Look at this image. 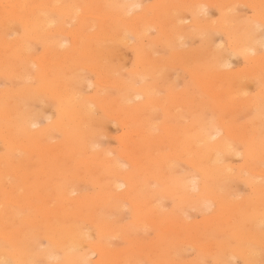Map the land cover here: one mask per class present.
<instances>
[{
  "label": "bare ground",
  "instance_id": "bare-ground-1",
  "mask_svg": "<svg viewBox=\"0 0 264 264\" xmlns=\"http://www.w3.org/2000/svg\"><path fill=\"white\" fill-rule=\"evenodd\" d=\"M143 3L141 0H0V80L13 85L0 87V142L4 146V152L0 154V264H143L142 261L148 264H186L180 258L184 254L181 248L176 245L173 249L175 237L192 235L193 238L185 244L192 250L199 244L197 240L201 242L197 239L200 238L198 233L212 231L214 224L209 226L207 221L204 222L208 225V232L206 229L202 231L200 222L198 228L193 221L181 218L178 210L187 207L186 211L195 212V208L200 207V211L203 207L209 210L215 204L222 210L218 223L224 225V232L228 233L221 231L224 234H220L221 240L230 235L236 245L215 243L204 231L202 234L208 238L203 239L201 234L202 240L210 243L199 247L202 252L214 243L209 249L213 247L221 253L224 262L219 260V264H231L233 258L249 261L250 252H253L250 243L264 240V232L258 230L264 224V184L257 182L259 172L254 178L257 183L252 177L240 176L254 172L259 165L264 166V130L261 128L264 122V53L257 54L264 47V38L260 41L264 27V0H155L150 5ZM236 4L247 6L254 14L250 18L237 15ZM205 6L217 10V21L204 18ZM185 12L191 17L190 25L183 24ZM201 13L203 16L199 18ZM151 29L156 32L153 38L149 34ZM215 34L224 37L231 56L224 52L220 42L219 45L216 43L215 49L205 51L204 58L198 60L197 56L191 63L188 59L196 58L195 55L200 53L184 50L179 56L170 57L171 62L163 56L151 57L157 52L156 46L182 49L183 44L192 38L199 39L204 49H208ZM121 47L129 48L135 54L128 78H124L127 74L121 72V65L122 68L113 65L120 55L116 49ZM233 55L242 56L250 66L244 71L239 68L235 72L223 71L222 68L225 70L230 65L228 62ZM177 60L184 67L188 65L186 68L199 87L201 99L187 91L175 92L173 86L168 88L159 83L166 78L165 69L171 64L172 67ZM120 73L123 77L119 76ZM245 73L250 83L253 79L261 83L254 96L245 94L244 83L249 84L247 78H241H245ZM87 74L93 75L94 80L90 81ZM240 81L244 82L241 84L245 90L240 88ZM85 85L88 89L93 88L92 94L83 92ZM111 88L119 91L120 96L114 98L113 93L111 97L113 91L108 90ZM161 90H166V96L159 97V92L163 93ZM203 95L212 102L203 100ZM44 98L48 102H44ZM136 99L139 100L137 103L134 102ZM33 103H43L42 106L50 103L56 112L51 122H47L50 118L45 119L46 126L35 130L32 128L43 115L32 110L34 107L31 109ZM188 103L191 104V109L187 110H190L189 122H184L187 117L175 110L179 107L186 109ZM95 110L109 119L114 117L115 123L125 129L119 137L122 151H115V154L108 151L114 157L104 150L95 151L97 146L92 144L101 133L99 130V135H95L94 125L104 126L102 121L103 125L99 122V116H96L98 120L95 118ZM158 110H162L169 121L162 125H158V120L154 122L159 119V112L155 115L157 118L152 114ZM243 110L252 115L249 114L246 123H237ZM210 111H215L217 117ZM112 124H109L111 128ZM158 130L165 134L157 133ZM56 134L62 139H56L54 143ZM161 137L165 143L163 148L167 149L163 150L165 152H161ZM239 146L244 150L242 165L238 169L241 174L237 175L259 194L252 203H246L250 201L246 199L244 203H230L232 200L228 199L232 198L228 196L233 190L229 189L227 199L223 194L226 188L217 185L229 184L228 180L237 176L233 174L235 167L226 164L224 159L238 156ZM23 153H28L31 158L24 161ZM179 161L191 167L198 174L199 181L184 173L183 166V171L179 174L175 171V174V163L180 165ZM125 165L131 169L128 167V171H124ZM178 167L181 169V165ZM82 168L88 177L79 178ZM263 176L258 179L263 180ZM80 179L84 183H79ZM85 181L97 186L99 194L72 197L76 191H83L82 186L85 191ZM150 183L155 184L154 189ZM75 185H81V189H76ZM156 185L161 188L156 189ZM159 195L165 200L166 197L176 200L178 213L162 212L160 204L155 206L154 203L163 200ZM235 198L233 201H237ZM126 202L131 208L129 225L116 224L123 219L118 222L109 220L108 214L117 210V215L120 206ZM187 213H184L185 217ZM232 213L236 218L233 223L234 217L227 218ZM84 221L96 230L97 240L91 239L89 232L92 228L89 227V232L84 231L85 226H81ZM249 221L257 224L251 226ZM247 222L250 228H255L250 230L254 231L251 236L245 229ZM138 227H144L146 232L140 228L135 230ZM152 227L157 229V240L142 241L146 238L143 232L147 234L148 228ZM137 231L145 238H136L141 235ZM124 235L133 237L131 248L121 249L120 245L112 244L111 238H118V241ZM39 238L46 241L45 247L43 242L38 243ZM127 239L126 242H130V238ZM107 241H111L112 248ZM4 243L12 247V252H7ZM113 245L120 249H113ZM177 249H180V255ZM216 251L214 255L208 253V258H215ZM251 256L253 261L250 263L258 258V254L257 258L254 254ZM260 256L263 258L259 255V260ZM197 258L198 261L201 259ZM228 258L231 263H227Z\"/></svg>",
  "mask_w": 264,
  "mask_h": 264
},
{
  "label": "rangeland",
  "instance_id": "rangeland-1",
  "mask_svg": "<svg viewBox=\"0 0 264 264\" xmlns=\"http://www.w3.org/2000/svg\"><path fill=\"white\" fill-rule=\"evenodd\" d=\"M142 1V3L143 2H145V3H143V4H152L155 0H141ZM202 7V6H201ZM204 7V6H203ZM235 12H237V15H239V16H244L245 18L247 17V18H250L253 14H254V12H253V10L252 9H250V8H247V6H244V5H242V4H236V6H235ZM240 10V11H239ZM135 13V11L134 12H130L129 13V16H132V14H134ZM253 13V14H252ZM202 14V13H201ZM199 15V18L201 17V16H203V14H205V17L204 18H207V19H210L211 21L213 20V21H217V19L219 18V14H218V12H217V10L215 9V8H213V7H208L207 6V8H206V6H205V8H204V11H203V14L202 15ZM182 17H183V24L184 25H190V23H191V17H190V15H188V13L187 12H185V13H183V15H182ZM217 17V18H216ZM202 18V17H201ZM263 30H264V27H263V29H262V36L260 37V41H261V39L262 38H264V32H263ZM149 34H150V37L151 38H153L155 35H156V32H155V30L154 29H151V31H149ZM214 35V34H213ZM216 36H215V38H212V40H211V44H210V48H208V49H204V44L199 40V39H197V38H192L191 40H188V41H186V43H184L183 44V46L184 47H182V49H172V48H166V47H162L161 45H159V46H156L155 48H156V50L155 51H157V52H154V54H152L151 55V57L153 58V59H157V57L158 56H163V58H165V59H167L168 61H170L171 62V60H172V58L170 59V57H172L173 55H177V56H179L180 54H182L181 52L182 51H186V52H189V53H193V54H195V52L196 53H200L201 54V57H200V54H196L195 56H196V58H193V59H188V62L189 63H191L190 61H193L194 59H197V56L199 57V59L198 60H200V58H204L205 57V53L206 52H208V50H212V48L213 49H215L216 48V45L218 44H220V42H221V44H222V46H221V48L224 50V52L225 53H227V54H230V55H228V56H231V53H229L228 52V50H227V43H226V41H225V39H224V37L222 36V35H220V34H215ZM220 36V37H219ZM214 37V36H213ZM218 38H219V40H218ZM215 39V40H214ZM180 40V39H179ZM182 40V39H181ZM183 41H185V40H183ZM183 41H181V42H183ZM215 41V42H214ZM145 42V41H144ZM217 43V44H216ZM144 44H146V43H144ZM262 44H264V39L262 40ZM187 45V46H186ZM214 45V46H213ZM218 47V46H217ZM261 48V47H260ZM172 49V50H171ZM201 50V52H200V50ZM119 50L121 51V52H119ZM189 50V51H188ZM160 51V52H159ZM171 51H173L172 53H171ZM191 51V52H190ZM193 51V52H192ZM206 51V52H205ZM116 52L119 54L120 53V55L117 57V58H115V60H114V62H113V65H114V63H115V65H114V67L115 68H122L123 67V71H121V72H124V73H126L127 74V76L124 74V78H128V73L132 70V66H133V64H134V62H135V54H134V52L131 50V49H129V48H125V47H121V48H119V49H116ZM37 53H38V51H37ZM37 53H35V54H37ZM159 53V54H158ZM179 53V54H178ZM204 53V54H203ZM262 53H264V47H262L261 48V51H259L257 54L258 55H261ZM123 56H124V58H123ZM203 56V57H202ZM237 56V55H236ZM236 56H232V57H230V59H229V62H228V64H230L229 66H226V68H225V70H224V68H222L223 69V71H228V72H230V71H232L233 70V72H235L234 70L236 69V71H239V70H241V69H243V70H241V71H244L247 67H249L250 66V63L249 62H247V60H245V58H243L242 56H238V57H236ZM156 57V58H155ZM159 58V57H158ZM187 61V60H186ZM197 61V60H196ZM116 63H117V65H116ZM175 63V64H174ZM173 63V66L171 67V65H169L166 69H168V70H166L165 69V73H166V75H165V73H164V75H165V77L167 78V80H166V78L164 79V77L159 81V83L160 84H165L164 86L165 87H168L169 88V86L170 87H174L173 89H174V91L176 92H181V93H184L185 91H187L189 94L191 93L192 95H195V96H197V98H200L201 99V97H200V90H199V87L197 86V84H195V82L192 80V78H191V75H190V72L188 71V69L186 68V66H188V65H186L185 67L183 66V65H181V64H179V62H178V60L177 61H175ZM192 63H194V62H192ZM122 67H121V66ZM246 65V66H245ZM175 66V67H174ZM246 67V68H245ZM125 68V69H124ZM238 68H239V70H238ZM179 70V71H176V70ZM125 70V71H124ZM177 72V73H176ZM178 74V75H177ZM168 75V76H167ZM169 75H171L170 77H169ZM88 78H89V80L90 81H93L94 80V76L93 75H91V74H87L86 75ZM119 76H122V73H120L119 74ZM126 76V77H125ZM175 76V77H174ZM177 76V77H176ZM243 76H245V78L244 77H242L241 76V78L244 80H246V78L248 77V74H243ZM123 77V76H122ZM173 77H174V80H173ZM190 78V79H189ZM251 79V78H250ZM188 80V81H187ZM243 80H241V81H243ZM247 80H249L248 78H247ZM252 80V79H251ZM255 79H253V82H251L250 83V80H249V84H248V82L246 83H244V85L246 86V88H247V91H245L246 93L245 94H247V96L248 97H250V96H254V93H255V95H256V93L258 92V89L257 88H259L260 87V82H258L257 80L256 81H254ZM240 81V84L242 83ZM3 84H2V83ZM0 83L2 84H0V87L1 86H3V87H6V88H10V87H12L13 85L11 84L10 86H9V84H10V82H5L4 80H0ZM5 83H6V85H5ZM242 83V84H243ZM241 84V87L240 88H242V89H244L245 90V88H243V85ZM251 85V86H248V85ZM244 86V87H245ZM87 86L85 85L84 86V88H83V92L84 93H86L87 95H90V94H92V92H93V88L92 87H89V89H88V87L86 88ZM85 89V90H84ZM238 89V88H237ZM241 89V90H242ZM109 91H110V93H111V90L113 91V88H111V89H108ZM160 90V89H159ZM190 90V91H189ZM240 90V89H239ZM241 90L240 91H238V92H241ZM109 91H108V94L110 95V93H109ZM161 91H163V90H161ZM248 91H250V93L248 92ZM248 92V93H247ZM252 92V93H251ZM113 93H114V98L116 97H119L120 96V93H119V91H116V89L112 92V96L111 97H113ZM160 94H159V97H164V96H166V90H164L163 91V93H161V92H159ZM195 93V94H194ZM199 96V97H198ZM202 98H203V100H205V101H208V102H212V100L211 99H209V98H207V97H205L204 95L202 96ZM45 99V98H44ZM46 101V99L44 100V102ZM139 100H135L134 102L135 103H137ZM39 102V101H38ZM43 102V101H42ZM46 102H48V100L46 101ZM190 103V102H189ZM188 103V106H186V109H185V107H184V109H181L180 107L179 108H176V109H178V110H175V111H177L178 113L180 112H182L181 113V116L183 117V115H184V117H187L186 119L187 120H183L184 122L185 121H188L189 120V118H188V116H189V113H190V110L189 111H187L188 110V108H190V106H191V104H189ZM34 105H32L31 106V109L32 110H34V111H36V113H40V116H41V114L43 115V117L41 116L40 117V119L38 120V123H37V125L35 126V127H33L32 129L33 130H35V129H37V128H43V127H45L46 126V123L49 121V122H51L54 118H55V109H53V106H52V104H50V103H47L48 104V106H46V104H44V106H42L41 104H43V103H40V104H38L37 105V103L35 104V103H33ZM50 104V105H49ZM39 106V108L37 107V106ZM41 106V107H40ZM191 109V108H190ZM42 110V111H41ZM174 111V112H175ZM207 111H209V109H207ZM244 112L243 113H241V115H242V117H241V119H239V120H237V123H246L247 122V120L250 118V116L252 115L251 113H248V111H245V110H243ZM159 112V113H158ZM247 112V114H245V115H243L244 113H246ZM157 113L159 114V115H157ZM161 113V114H160ZM164 112L162 111V110H158L156 113L154 112V114H152L155 118H157V116L159 117V119H156V120H154V118H152L153 116H149L150 117V119L152 120H154V122L155 121H159V123H158V125H162V124H164V122H166L168 119H167V117L163 114ZM178 113H176L175 112V114H178ZM179 113V114H180ZM210 113L212 114V113H214L213 114V116H215V117H217V115L218 114H216L215 113V111L214 112H211L210 111ZM263 113H264V111H263ZM183 114V115H182ZM249 114H250V116H249ZM45 115H47L46 117H48V118H45ZM155 115H157V116H155ZM162 115V116H161ZM207 115H209V113H207ZM225 115H227V113L225 114ZM248 117H247V116ZM99 116L100 117V120H99V122L101 123V121L104 123V126L102 127H100L99 125L97 126L96 124V126L94 125V132H95V135H99V132L101 131V133H100V136H98V140H97V136H95L94 138H96L95 140V143L93 142L92 144H94V146H97L98 147V149H97V147H94L95 148V151H103L104 153H107L108 151H114V154L116 153V152H118V151H122V147H121V144H120V142H119V137H120V135L125 131V129H123V128H121V126L116 122L115 123V119H114V117H110V119H109V117H107V116H105L104 115V113H102L101 111H98V110H95V118H97V117ZM179 116V115H178ZM181 116H179V117H181ZM210 116H212V115H210ZM228 116V115H227ZM226 116V117H227ZM244 116H246V117H244ZM240 117V116H239ZM50 118V119H49ZM52 118V119H51ZM42 119V120H41ZM45 119H49V120H47V122H46V120ZM99 118H97V120H98ZM173 119V118H172ZM183 119V118H182ZM238 119V118H237ZM174 120V119H173ZM262 120H264V118L262 119ZM169 121V120H168ZM42 122V123H41ZM111 122H113V124L111 123ZM184 122H180V124L181 125H183V123ZM189 122V121H188ZM103 123H101L102 125H103ZM169 123V122H168ZM109 124H112V128H111V125H109ZM118 126H117V125ZM262 124L263 125H261V126H263V127H261L259 124V126L264 130V122H262ZM103 128V129H102ZM110 129V130H109ZM100 130V131H99ZM122 130H123V132H122ZM111 132V133H110ZM118 133H120V134H118ZM157 133H159V134H161V135H164L165 134V132H162L161 130H158V132ZM108 134H110L109 136H107ZM57 136H55V140H53V142L54 143H56V141L57 140H61L62 139V137L60 136V137H58L59 135L58 134H56ZM102 137V138H101ZM57 139V140H56ZM102 139V140H101ZM93 141H94V139H93ZM161 141H162V144H161V142H160V144H161V148H162V150H161V148H160V150H161V152H165V151H163V150H166L167 151V149L166 148H163V147H165L164 145H165V143H163V141H164V139H162V137H161ZM101 142V143H100ZM98 143V144H97ZM96 144V145H95ZM3 144L0 142V154H2L3 152H4V146H2ZM99 145H100V147H99ZM102 145V146H101ZM163 145V146H162ZM159 146V145H158ZM2 147V148H1ZM236 148H238V145L236 146ZM159 149H158V151H160ZM240 150V154H239V152H238V156H231V157H225V159H224V161H225V163L226 164H228V165H230V166H233V167H235V168H233V174H235V175H240L241 173L240 172H238L239 170V167H240V165H242V161H243V156H242V152H243V148H242V146H239V149H238V151ZM1 151H2V153H1ZM116 151V152H115ZM111 153H113V152H111ZM108 155L110 154L109 152L107 153ZM114 154L112 155V154H110V155H112V157H114ZM109 155V156H110ZM239 155H240V157H239ZM22 159H24V161H27V160H29L30 158H31V156L28 154V153H23L22 155ZM239 157V158H238ZM180 163V165H181V169L178 167V166H180V165H176V163H175V166H177V168L176 169H174L173 170V172H178V174L179 173H181L180 171H183V170H186V171H183L184 173H186V174H190V176L192 175L193 177H195V178H197L198 179V181H199V176H198V174L191 168V167H189L185 162H183V161H179ZM178 164V163H177ZM235 165V166H234ZM257 165H258V163H257ZM182 166H183V168H185V169H183L182 168ZM261 166V167H260ZM128 167L131 169V167L128 165ZM126 165H125V170L123 169L124 167L122 166V169L124 170V171H128V168ZM256 167V166H255ZM256 168H258V169H261V170H259V171H257L258 169H255L254 170V172H252V173H248L247 174V172H245L243 175L241 174L240 176H243V177H245L246 178V175H247V178H248V176L254 181V178L255 177H257L256 176V174L259 172V174H257L258 175V178L260 177V178H262V175H264V166L263 165H259V166H257ZM180 169V170H179ZM183 169V170H182ZM190 169V170H189ZM236 169H237V173L235 172L236 171ZM257 171V172H256ZM85 172H86V170H85V168L83 169H81L80 171H79V178H84V177H88V173H86L85 174ZM176 172H175V174H176ZM262 172V173H261ZM81 173L82 174H84V175H86V176H84V175H81ZM261 174V175H260ZM81 175V176H80ZM234 176L233 177V181L232 180H228L229 182H231V183H229V184H227V183H223V184H217L220 188L222 187V189H223V187H225L226 189H224V191H223V194H225V196L224 197H226V196H228L229 194H227V192L229 191V189L230 190H233V191H230L229 193L231 194V196H228V197H230V198H232V199H228L227 197V199H228V201H233L234 200V197H236L235 198V200L237 199V201H231L230 203H232V204H240V203H244V202H246L244 199H246V200H250V201H248V202H246V203H252V202H255L256 201V198L258 197V195L259 194H257L255 191H254V189H253V187L250 185V184H248L245 180H243L244 178L242 177V178H240V176ZM245 175V176H244ZM254 175V176H253ZM260 175V176H259ZM83 176V177H82ZM238 178H239V180H238ZM258 178H256L257 179V182H258V180L261 182H259L260 184H264V179L262 180V179H258ZM263 178H264V176H263ZM196 179V180H197ZM240 179H242L241 180V182H240ZM83 180V179H82ZM81 179L78 181L79 183L80 182H82V183H84V181H82ZM235 181V182H234ZM56 182H58V180L56 181ZM76 183V184H79V183ZM233 182H234V184H233ZM243 182V183H242ZM254 182H256V181H254ZM256 182V183H257ZM85 183L87 184V188L85 187V191H84V187L82 186V192H81V190H79V191H76V195H74L73 196V194L71 195L72 197H75V196H80V195H87V196H97L98 194H99V188L97 187V186H95L94 184H92V183H90V182H86L85 181ZM151 184L152 183H150V186H151ZM216 184V183H215ZM235 184H237V185H235ZM82 185V184H81ZM81 185H79L80 187H81ZM84 186H85V184H83ZM153 185H155V184H152V189H154L155 187H153ZM79 186H77V185H75V188L77 187L78 189H81ZM150 187V188H151ZM250 187V188H249ZM76 188V189H77ZM161 187H159L158 185H156V189H160ZM88 189V190H87ZM228 189V190H227ZM236 190V191H235ZM120 192H122L123 190L121 189V190H119ZM241 193V194H239V192ZM79 192V193H78ZM88 192V193H87ZM234 192H235V194H234ZM236 192H237V195H236ZM78 193V194H77ZM195 193V192H194ZM90 194V195H89ZM222 195V194H221ZM234 195V196H233ZM160 196V198L159 199H161V198H163L164 196H161V195H159ZM238 196H240V197H238ZM243 197V198H242ZM165 198V197H164ZM163 198V200L161 199L160 201H158V203L156 204V203H154L155 204V206H158V204H160L158 207H159V209L162 211V212H167V213H172L173 214V211L174 212H176V213H181V214H183L182 216H181V214L179 215L181 218H185L184 220H188L189 222H194L195 224H197V223H201V228H202V231H203V229H206L207 230V232H208V229H207V227L206 226H208L207 224H209V226L210 225H212V224H214V225H212V227L213 228H211L212 229V231H209L208 233H206V231H205V233L206 234H208L209 235V237L211 238H209L211 241L213 240V241H215V243L216 242H226L227 244H231V246H235L236 245V242L234 241V239L230 236V235H228V237H226L225 236V238L226 239H224L223 241L221 240V236H224V234H228V233H225L224 231V225H221V224H219L218 223V220H219V218L218 217H220V215H221V209H220V207L217 205V204H215L214 206H211L210 207V209L209 210H206L204 207V209L205 210H203V208H202V211H200L201 210V207L200 208H195L197 211H195V212H197V213H195L194 212V210H191V211H189V210H187L186 211V209H188V207L185 209L184 207V209H180V210H178L177 209V205H178V203H177V201L176 200H173V199H169V197H166V198H168V199H164ZM253 199V200H252ZM168 200V201H167ZM163 201V202H162ZM238 201H239V203H238ZM244 201V202H243ZM263 201H264V197H263ZM157 202V201H156ZM162 204H161V203ZM237 202V203H236ZM127 203V202H126ZM122 204L120 207V212L122 211V213L120 214V212H118V214L116 215V211H112V213L110 212V214H108V216H109V220H113L114 222L116 221V222H118V220H120V219H123L124 221H119L118 223H116V224H122L123 226L124 225H129V223H130V219H131V208H130V206L128 205V203L127 204ZM264 204V203H263ZM123 205H125V207L123 206ZM260 205H262V203L260 204ZM264 205H262V207H263ZM126 207H128L129 209L127 210L126 209ZM233 207H234V205H233ZM192 209H194V208H192ZM199 209V210H198ZM208 209V208H207ZM247 209V208H246ZM119 210V209H118ZM177 210H178V212H177ZM183 210H184V212H183ZM181 211V212H180ZM190 212V214L189 213H187V212ZM200 211V213H198ZM127 212H128V214H127ZM187 213V214H189L188 216H187V214H186V217H185V214L184 213ZM204 212V213H203ZM233 212V211H232ZM115 215H114V214ZM111 214L112 215H114V217L112 218V217H110L111 216ZM128 215V216H127ZM228 215H230L229 217H227L229 220H231L232 218H231V216L232 217H234V215L235 214H228ZM116 216V217H115ZM210 216V217H209ZM129 217V218H128ZM217 219H216V218ZM112 218V219H111ZM208 218H210V219H212V220H215V221H210V219H208ZM235 217L233 218V220H231L232 221V223H233V221H235ZM203 220V221H202ZM210 222H209V221ZM112 221V222H113ZM198 221V222H197ZM202 221V222H201ZM207 221V224L206 225H204V222H206ZM123 222V223H122ZM192 222V223H193ZM209 222V223H208ZM213 222V223H212ZM250 222V221H249ZM252 222V221H251ZM250 222V223H251ZM199 223V224H200ZM202 223H203V225H202ZM250 223H248L247 222V226H246V231L248 232V234H250V236H251V234L254 232L253 230V232L251 231L250 232V230L253 228V227H251L250 228ZM254 222H252V224H253ZM199 224H197V226H199ZM215 224H217V225H215ZM218 224H219V227H217L218 226ZM251 224V226H254L255 227V225L257 224L256 223V221H255V224H253L252 225ZM263 225V226H262ZM261 225V228L259 227L258 228V230L259 229H261V230H259V232H261V233H263L264 232V224H262ZM83 228H84V226H85V229H84V231H87V232H89V227L90 228H92V230H91V232H89L90 234H91V239L92 240H97L96 238H97V234H96V230L90 225V223H88L87 221H84L83 222V224L81 225ZM200 226L198 227V228H200ZM249 226V227H248ZM140 227H142V226H140ZM140 227H138V228H136L135 230H138ZM221 227H223V229L221 228ZM247 227H248V229H247ZM209 228V227H208ZM214 228H217L216 229V231H215V229ZM145 228L143 227V229L142 228H140V231L141 230H143V231H145L146 232V230H144ZM147 229V228H146ZM211 229H209V230H211ZM214 229V230H213ZM253 229H255V228H253ZM135 230H133V234H135ZM150 230V231H149ZM152 231V232H151ZM197 231H199V230H197ZM196 231V232H197ZM200 231H201V229H200ZM204 231L203 232H197L198 233V237H200V238H197V239H199L201 242H199L198 240V242L196 241V243H199V244H197L198 245V247H197V245H195L196 243H194V245H195V247L194 248H192V250H190V248H189V246H187V245H185V244H187L192 238H193V236L192 235H184V236H181V237H175V245L173 246V249H175V246L177 245V248H181V252H184V254L182 253V256H180V258H182V261L183 262H185L186 264H188L187 262H192V264H199V262H200V264H219V260H220V262H224V261H221L222 260V258L223 257H221V253H218L216 250H213V244H210L209 246L211 247V245L213 246L211 249H212V251H210L209 252V250H211V249H207L206 248V250L207 251H203L202 252V250H200V246H202V245H204L205 246V244H206V246L210 243H208V241H205L206 240V238H208V236L205 238V235L204 234H202V233H204ZM221 231H223V233L221 232ZM245 231V232H246ZM210 232H212L211 233V235H210ZM137 233L138 234H140L141 233V235H139L138 237L137 236H135L136 238H140L141 240L143 239V238H145L144 240H142V241H147V242H149V241H156L157 240V229L155 228V227H152L151 229L150 228H148V231H147V234H145L144 232H143V234L145 235V237H144V235L142 234V232H139V231H137ZM93 234V235H92ZM132 234V235H133ZM137 234V235H138ZM150 234V235H149ZM204 236L203 237V239H205L204 241L202 240V235ZM220 234H221V236H220ZM254 234V233H253ZM264 234V233H263ZM249 236V235H248ZM94 237V238H93ZM124 237V238H123ZM133 237H134V235H133ZM132 236H130L129 237V235H124V236H122V238H120L118 241L116 240V239H118V238H111V240H113V242H112V244H114V245H120L119 247L121 248V249H125V247H127V248H131L132 247V245H131V239L133 238ZM143 237V238H142ZM127 238H130V242H126V240H128ZM217 238V239H216ZM223 238V237H222ZM126 239V240H125ZM149 241H148V240ZM184 239V240H183ZM215 239V240H214ZM263 239V238H262ZM38 240V243H40L39 241H41V242H43V244H44V247L47 245L46 244V241L44 240V239H42V238H39V239H37ZM43 240V241H42ZM181 240V241H180ZM261 240V239H260ZM259 240V241H260ZM129 241V240H128ZM264 240H262L261 242H256V243H253L252 244V242L250 243V248H251V251H255L254 253L253 252H250V258H249V261L251 262V261H253V260H251V259H253V258H251V257H253V256H251L252 254H254V258H257L256 256H257V254H258V258L257 259H255V262H252V263H250L249 261H248V259H247V261H244L242 258H233V260L231 261V259H230V261L232 262H230L229 261V258H228V262L227 263H231V264H264V242H263ZM108 242V241H107ZM110 242V243H109ZM108 243V245H109V247H111L112 248V244H111V241H109ZM121 242V243H120ZM179 242V243H178ZM180 242H183V243H180ZM207 242V243H206ZM230 242V243H229ZM233 242V243H232ZM263 242V243H262ZM5 245H4V247H5V249L7 250V252L9 253V252H12V247L8 244V243H4ZM46 244V245H45ZM182 244H183V247H182ZM114 245H113V247H114ZM249 243L247 244V249H249ZM260 245V246H259ZM41 246H42V243H41ZM187 248H186V247ZM119 247H114L113 249H115V248H117V249H120ZM41 248H43V246L41 247ZM184 248H186L184 251H182ZM196 248V249H195ZM194 249V250H193ZM199 249V250H198ZM215 249V248H214ZM255 249V250H254ZM84 250H86V247H84ZM83 250V251H84ZM178 250H180V249H177V252H179ZM217 252L216 253V256H214L215 258H213V256L209 259L208 257H209V254L208 253H210L211 255L213 254L214 255V252ZM181 252H179V253H177V254H179L180 255V253ZM256 252H260V253H256ZM263 252V253H262ZM256 254V255H255ZM178 255V256H179ZM210 255V256H211ZM218 255V256H217ZM259 255H262V259H261V256H260V260H259ZM199 256V258H201V259H199V261H198V257ZM227 256V255H226ZM218 257V258H217ZM203 258H205V259H203ZM213 258V259H212ZM179 259V258H178ZM196 259H197V262H196ZM91 260H95V258L94 257H91ZM224 260V259H223ZM227 260V259H226ZM218 261V263H216ZM260 261V262H259ZM143 262V264H148V262H144V261H142ZM9 264H12L11 262H9ZM220 264H222V263H220ZM223 264H225V263H223Z\"/></svg>",
  "mask_w": 264,
  "mask_h": 264
}]
</instances>
